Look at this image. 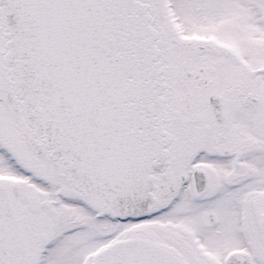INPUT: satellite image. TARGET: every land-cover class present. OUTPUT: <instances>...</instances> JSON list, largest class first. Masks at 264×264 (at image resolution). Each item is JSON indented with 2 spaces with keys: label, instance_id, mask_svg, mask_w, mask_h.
Instances as JSON below:
<instances>
[{
  "label": "snow or ice",
  "instance_id": "1",
  "mask_svg": "<svg viewBox=\"0 0 264 264\" xmlns=\"http://www.w3.org/2000/svg\"><path fill=\"white\" fill-rule=\"evenodd\" d=\"M0 264H264V0H0Z\"/></svg>",
  "mask_w": 264,
  "mask_h": 264
}]
</instances>
